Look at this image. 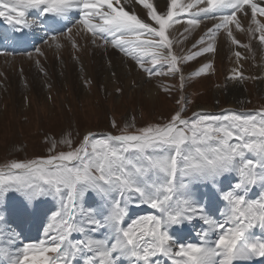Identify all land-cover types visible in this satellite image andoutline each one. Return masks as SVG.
Here are the masks:
<instances>
[{
	"label": "snow or ice",
	"instance_id": "6c2138e0",
	"mask_svg": "<svg viewBox=\"0 0 264 264\" xmlns=\"http://www.w3.org/2000/svg\"><path fill=\"white\" fill-rule=\"evenodd\" d=\"M203 2L206 6L187 23L218 20L208 30L210 36L237 23L238 12L247 15L249 10L256 31H264L256 20L257 14L264 16V6L254 0ZM136 3L148 10L153 25L120 6V0H0V19L21 32L42 21L56 25L60 19L77 17V25L130 55L149 77L180 73L179 64L213 51L209 44L190 55L173 54L166 31L185 11L180 0H168L166 14H158L149 0ZM33 11L42 21L29 19ZM260 40L264 43V35ZM202 42L203 37L198 43ZM148 63L152 67H145ZM164 66L167 73L156 70ZM209 67L205 64L194 75ZM182 112L135 132L127 128L118 135L89 132L75 147L71 140L64 141L68 151L13 161L6 171L0 170V215L11 211L27 225L46 213L60 225L55 233L46 232V240L24 243L14 255L5 253L10 264H161L162 258H167L164 264H216L217 259L218 264H235L264 258V240L251 231L256 227L264 231V193L257 201L242 194L250 186L264 187V110L194 113L190 118ZM232 172L239 178L227 191L220 189L228 205L221 222L207 214L192 186L216 187ZM12 194L17 203L9 209ZM50 200L59 201V210L41 207ZM141 205L159 215L127 222L129 207ZM194 219L207 226L198 232L199 244L172 235L173 226ZM101 232L105 235H98Z\"/></svg>",
	"mask_w": 264,
	"mask_h": 264
},
{
	"label": "rangeland",
	"instance_id": "374dc122",
	"mask_svg": "<svg viewBox=\"0 0 264 264\" xmlns=\"http://www.w3.org/2000/svg\"><path fill=\"white\" fill-rule=\"evenodd\" d=\"M149 2L153 4L156 0ZM167 2L163 0L156 7L153 4L158 14H166ZM180 2L184 6L191 4L185 0ZM126 5L131 6L126 10L154 24L147 15L148 10L136 0ZM198 7L194 5L189 11H196ZM242 14L237 13L238 20L244 16ZM191 15L176 17L179 22L171 24L166 31L173 54L190 55L209 44L213 51L179 64L181 72L176 74L149 77L130 55L80 26H73L63 35L40 43L36 48L39 52L35 49L23 56H0V170L13 161L47 158L68 151L69 145L64 141L71 140L75 147L87 132L92 131L96 136L118 135L125 128L135 132L148 125L166 123L181 109L184 118L194 113L264 110V89L258 88L255 68L249 66V59L246 60L247 48L242 42L244 26L230 23L227 29L221 28L212 37L207 29L219 21H200L192 26L187 23ZM188 32L193 34L187 36ZM257 34L253 40L264 46ZM202 37L203 42L198 43ZM261 55L264 57V48ZM229 58L240 66L233 68L228 76ZM239 60L244 61L245 66H241ZM205 64L210 67L194 75ZM145 67L152 65L148 63ZM156 70L168 72L167 66ZM238 73L241 75L237 76ZM228 79L240 80L247 91L240 107L237 103L229 104L236 101L225 90ZM204 106L211 109L197 110ZM56 203L58 210L59 201ZM136 212H129V215L138 214ZM51 221L55 223L56 220ZM20 247L22 245L18 244L11 253Z\"/></svg>",
	"mask_w": 264,
	"mask_h": 264
},
{
	"label": "bare ground",
	"instance_id": "6f19581e",
	"mask_svg": "<svg viewBox=\"0 0 264 264\" xmlns=\"http://www.w3.org/2000/svg\"><path fill=\"white\" fill-rule=\"evenodd\" d=\"M151 1L153 2V0H151ZM162 1L163 0H156V2L153 4L156 7V4L161 3ZM254 2H257V3L261 4V6H264V0H254ZM256 20L259 22V24L264 25V16L257 14ZM239 25H243L245 28L244 29L245 35L242 36V42L244 43V45H247V47H246L247 52H245V53L248 56V58L246 60L249 59L248 60L249 66L250 67L254 66L253 68H255L254 70L257 73L256 83L258 84V88L264 89V57L261 55L264 46L262 44L259 45L258 42L253 40V38L256 36V33H258L260 35L259 37H261L262 35H264V31H259V32L256 31L257 25L252 22L250 10L248 11L247 15L244 14V16L241 19L239 18V20L235 24V26H239ZM191 32H188L187 36H189L190 34H193ZM237 33H239V32H237ZM166 35H167V32H166ZM198 35H199V33H198ZM241 35H239V36H241ZM225 52H226V50H225ZM235 61L236 60H234L232 58L228 61V63L230 64V65H228V69H227L228 76L233 73V70H234L233 68L240 66L239 63L237 61L236 62ZM239 62H241V61L239 60ZM241 64H242L241 66H245L244 61H242ZM247 69H248V67H247ZM248 70H250V69H248ZM225 83H226L225 90H227V92L230 94V96L234 97L235 101H236V102L230 101L229 104L232 106L233 104L237 103V105H238L237 107H240V104L242 103L243 100H245V96L247 94V91L243 87L242 82L240 80L228 79ZM211 107H213V106H211ZM198 109H205V110L209 109L210 110L211 108H210V106H204V107H199ZM227 174H229V173H227ZM227 174H225V177H222V180L225 182L221 181L220 185L224 184V186H228L230 179H232L233 176L230 177ZM197 187H198V184L193 185L192 191L195 190L196 198L198 199ZM217 189H218V186H216V190ZM260 190H264V187H261L259 185L258 188L255 187V188L251 189L245 196L248 200H252V199L253 200H260L259 199V195L261 194ZM12 197L13 198H11L8 201V206L10 207L9 209H11V207L17 203V199L15 198V194H13ZM200 203H201V201H200ZM41 207H43L44 209H51V207L48 205V203L41 205ZM134 211H138V212H136L138 214L140 212L144 213L145 211H148V213L150 215H152V214L158 215L157 211L152 210L151 208H146V209L144 208L142 210H135L134 208H131L130 212H134ZM129 217H130V215H129ZM129 217L126 218L127 221H130ZM50 221H51V214H49L47 216L46 213H41L34 220V222L29 223L27 225H22L20 220L18 219V217L14 213H11V211H7L3 215H0V233H2V238H3V239L2 238L0 239V249H1L0 255H2L3 252H4V254L5 253H11V250L17 249L18 244L23 245L24 242L30 241L33 238L39 239V241L40 240H46V232L55 233L57 231L56 222L51 223ZM50 224L53 225V227L49 228ZM253 230L257 231L258 234H260L261 236L264 237V231H262L259 227H256ZM21 232L24 235V239L20 241L19 234ZM98 235L103 236L105 234L101 232V233H98ZM73 239H76V237L74 236ZM12 254L14 255L15 251H13ZM6 258L9 261L7 256H6ZM162 261L164 263L163 259H162ZM217 263H218V260H217L216 264ZM125 264H126V262H125ZM168 264H171V262L169 261Z\"/></svg>",
	"mask_w": 264,
	"mask_h": 264
}]
</instances>
